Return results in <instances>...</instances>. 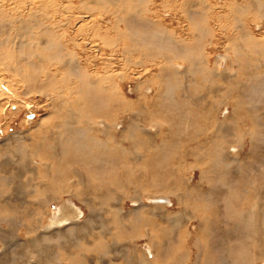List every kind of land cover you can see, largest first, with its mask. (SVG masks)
<instances>
[{"label": "rangeland", "instance_id": "374dc122", "mask_svg": "<svg viewBox=\"0 0 264 264\" xmlns=\"http://www.w3.org/2000/svg\"><path fill=\"white\" fill-rule=\"evenodd\" d=\"M177 257L264 264V0H0V264Z\"/></svg>", "mask_w": 264, "mask_h": 264}, {"label": "bare ground", "instance_id": "6f19581e", "mask_svg": "<svg viewBox=\"0 0 264 264\" xmlns=\"http://www.w3.org/2000/svg\"><path fill=\"white\" fill-rule=\"evenodd\" d=\"M72 20V19H71ZM83 25V24H82ZM109 27V26H108ZM153 45V44H152ZM163 51V50H162ZM166 55V54H165ZM166 57V56H165ZM191 57V56H190ZM164 58V57H163ZM97 77V76H96ZM98 78V77H97ZM109 84V83H108ZM68 87V86H67ZM108 87V86H107ZM104 88H106V87H104ZM104 91V90H103ZM102 93V92H101ZM89 95V94H88ZM105 95V94H104ZM91 96V95H90ZM93 98V97H92ZM95 99V98H94ZM75 101V100H74ZM77 103V102H76ZM215 104V103H214ZM214 104H213V106H214ZM216 111V110H215ZM225 112H227V111H225ZM220 113V112H219ZM235 114H236V112H235ZM233 116H234V114H233ZM215 120V119H214ZM218 121V120H217ZM216 122V121H215ZM217 124H218V122H217ZM220 124V123H219ZM214 125V124H213ZM211 126V125H210ZM180 128H181V126H180ZM211 131V130H210ZM209 131V132H210ZM214 134H215V132H214ZM212 136V135H211ZM206 140V139H205ZM207 141V140H206ZM205 142V141H204ZM212 143V142H211ZM203 144V143H202ZM209 144V143H208ZM212 144H210V146H211ZM206 147V146H205ZM200 149V148H199ZM204 148L202 147V150H203ZM204 151H206V150H204ZM224 151V150H223ZM218 152V151H217ZM216 152V153H217ZM201 153V151H199V154ZM203 153H205V152H203ZM209 153V152H208ZM226 154V153H225ZM224 154V155H225ZM214 155H216V154H214ZM219 155V154H218ZM218 155H216V156H218ZM227 155V154H226ZM202 156H204V154L202 155ZM206 156V155H205ZM207 156H208V154H207ZM220 156V155H219ZM222 156V155H221ZM205 158V157H204ZM203 158V159H204ZM222 158V157H221ZM227 158V157H226ZM203 159H201V160H203ZM219 159V158H218ZM201 160H199V161H201ZM227 161V160H226ZM209 162H211V161H209ZM217 162V161H216ZM221 162H222V160H221ZM200 164V163H199ZM198 164V165H199ZM201 164H203V163H201ZM212 164V166H213V163H211ZM205 166H206V163L204 164ZM218 165V164H217ZM203 166V165H202ZM201 166V167H202ZM211 165H210V169H211V167H212ZM214 167H216L215 165H214ZM213 168V167H212ZM205 169V168H204ZM214 169V168H213ZM216 169V168H215ZM219 169V168H218ZM209 170V169H208ZM220 170V169H219ZM219 170H218V174H220L219 173ZM206 171H207V169H206ZM224 172V171H223ZM215 173V172H214ZM84 174V173H83ZM222 174V173H221ZM224 174V173H223ZM222 174V175H223ZM226 174V173H225ZM200 175H202V174H200ZM204 175V174H203ZM208 175H210V176H212L211 174H208ZM214 175V174H213ZM217 175V174H216ZM215 176V175H214ZM220 176V175H219ZM84 177V176H83ZM200 177V176H199ZM205 177H206V175H205ZM224 177V176H223ZM226 177V176H225ZM224 177V178H225ZM187 178V177H186ZM147 180V179H146ZM188 180V179H187ZM262 189V188H261ZM166 190V189H165ZM172 191V190H171ZM173 192V191H172ZM256 193V192H255ZM229 194V193H228ZM258 194H261V193H259L258 192ZM172 195V194H171ZM231 195V194H230ZM226 197V196H225ZM156 198H158L157 200H158V202H160V203H162V202H164V203H166V202H169L170 201V199L169 198H167L166 196H159V197H156ZM230 198V197H229ZM232 199V198H231ZM256 204V203H255ZM243 212V211H242ZM254 219V218H253ZM178 221V220H177ZM262 224V223H261ZM257 225V224H256ZM260 229V228H259ZM252 238V237H251ZM254 239V238H253ZM236 241H237V239H236ZM244 243V242H243ZM242 246H243V244H242ZM238 248V247H237ZM245 248V247H244ZM244 248H243V250H244ZM247 248H249V247H247ZM246 249V248H245ZM242 250V251H243ZM250 250V249H249ZM246 251V250H245ZM244 252V251H243ZM245 253V255L248 253H246V252H244ZM152 254V253H151ZM243 254V253H242ZM250 255V254H249ZM248 256V255H247ZM247 256H245V257H247ZM179 257H181L180 255H179ZM148 259V258H147ZM251 259V258H250ZM185 262H184V260H183V258H178L177 257V259L176 260H173L172 262H171V264H184ZM196 264V263H195ZM238 264V263H237Z\"/></svg>", "mask_w": 264, "mask_h": 264}]
</instances>
